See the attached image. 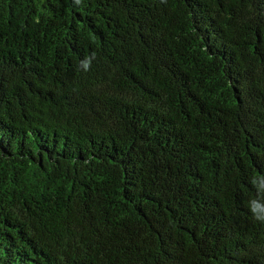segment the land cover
<instances>
[{"label": "trees", "instance_id": "obj_1", "mask_svg": "<svg viewBox=\"0 0 264 264\" xmlns=\"http://www.w3.org/2000/svg\"><path fill=\"white\" fill-rule=\"evenodd\" d=\"M0 264H264V0H0Z\"/></svg>", "mask_w": 264, "mask_h": 264}]
</instances>
